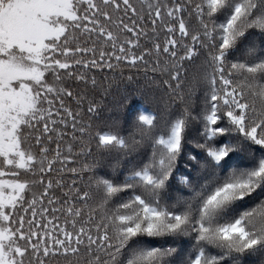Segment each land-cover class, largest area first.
I'll return each instance as SVG.
<instances>
[{
    "label": "snow or ice",
    "instance_id": "snow-or-ice-1",
    "mask_svg": "<svg viewBox=\"0 0 264 264\" xmlns=\"http://www.w3.org/2000/svg\"><path fill=\"white\" fill-rule=\"evenodd\" d=\"M133 72L166 99L125 136L95 93ZM179 237L264 264V0H0V264H177Z\"/></svg>",
    "mask_w": 264,
    "mask_h": 264
},
{
    "label": "trees",
    "instance_id": "trees-1",
    "mask_svg": "<svg viewBox=\"0 0 264 264\" xmlns=\"http://www.w3.org/2000/svg\"><path fill=\"white\" fill-rule=\"evenodd\" d=\"M250 49L247 44H242L237 53L238 56L246 58L249 56ZM128 73L123 77L116 74L113 78L109 75L106 80L102 79L99 89L95 93L96 100L100 108L98 119L101 122L113 125L116 129H123V134L127 136L134 131V123L140 114H155L160 116L164 112L165 97L156 84L150 79L146 78L143 73L137 75L135 72L131 73L133 79H128ZM151 75V74H149ZM198 79V70L193 67L188 69V82L194 83ZM194 102L199 104V95L194 96ZM147 110V111H145ZM190 138L195 136V130L189 132ZM189 149L193 156L198 153V150L189 144ZM231 162L242 163L238 154L231 156ZM126 163L120 155L113 153L112 155L101 160L102 171L110 172L114 166H119ZM197 165L194 159L184 158L180 161L179 170L177 172V179L170 192L173 200L182 199L187 195V189L181 183L182 177L186 175H194ZM249 202H254L256 194L248 198ZM158 246V245H157ZM165 246H172L177 249L176 262L181 264L186 258L188 251V238L179 237L176 239L168 238V244ZM262 257L260 255L246 256L243 258V264H259Z\"/></svg>",
    "mask_w": 264,
    "mask_h": 264
}]
</instances>
